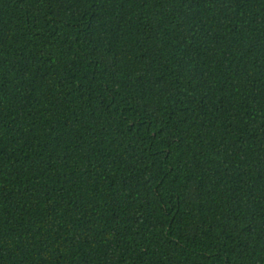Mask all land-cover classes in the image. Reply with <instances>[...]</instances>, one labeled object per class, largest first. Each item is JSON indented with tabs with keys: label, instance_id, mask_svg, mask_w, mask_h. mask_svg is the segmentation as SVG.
I'll return each mask as SVG.
<instances>
[{
	"label": "trees",
	"instance_id": "1",
	"mask_svg": "<svg viewBox=\"0 0 264 264\" xmlns=\"http://www.w3.org/2000/svg\"><path fill=\"white\" fill-rule=\"evenodd\" d=\"M0 264H264V0H0Z\"/></svg>",
	"mask_w": 264,
	"mask_h": 264
}]
</instances>
